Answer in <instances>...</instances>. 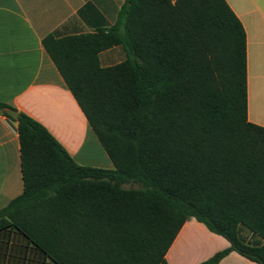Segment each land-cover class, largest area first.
<instances>
[{"label":"trees","instance_id":"1","mask_svg":"<svg viewBox=\"0 0 264 264\" xmlns=\"http://www.w3.org/2000/svg\"><path fill=\"white\" fill-rule=\"evenodd\" d=\"M43 46L114 169L77 164L20 113L24 191L0 230L56 264H168L194 218L230 244L203 264H264V128L248 121L247 37L225 0H127L108 32ZM114 46L126 60L102 67Z\"/></svg>","mask_w":264,"mask_h":264},{"label":"crops","instance_id":"2","mask_svg":"<svg viewBox=\"0 0 264 264\" xmlns=\"http://www.w3.org/2000/svg\"><path fill=\"white\" fill-rule=\"evenodd\" d=\"M173 4L177 0H170ZM247 37L248 121L264 128V0H225ZM127 0H0V103L43 125L81 166L114 164L43 46L56 38L109 30ZM102 67L127 58L122 46L100 53ZM0 113V211L24 191L20 143ZM230 247L196 219L181 228L168 264H203ZM0 264H56L17 228L0 230ZM218 264H257L236 252Z\"/></svg>","mask_w":264,"mask_h":264},{"label":"water","instance_id":"3","mask_svg":"<svg viewBox=\"0 0 264 264\" xmlns=\"http://www.w3.org/2000/svg\"><path fill=\"white\" fill-rule=\"evenodd\" d=\"M109 30H107L108 32ZM5 112L9 115L10 119L7 120V123L9 124V126L14 130L16 131V128H15V125H14V122L18 120L19 118V113L14 110V109H11V108H7L5 109Z\"/></svg>","mask_w":264,"mask_h":264},{"label":"rangeland","instance_id":"4","mask_svg":"<svg viewBox=\"0 0 264 264\" xmlns=\"http://www.w3.org/2000/svg\"><path fill=\"white\" fill-rule=\"evenodd\" d=\"M125 188H130V185H126Z\"/></svg>","mask_w":264,"mask_h":264}]
</instances>
